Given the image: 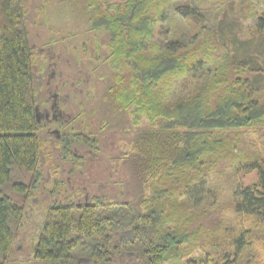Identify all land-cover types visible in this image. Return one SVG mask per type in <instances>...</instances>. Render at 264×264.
Segmentation results:
<instances>
[{"label": "trees", "instance_id": "1", "mask_svg": "<svg viewBox=\"0 0 264 264\" xmlns=\"http://www.w3.org/2000/svg\"><path fill=\"white\" fill-rule=\"evenodd\" d=\"M61 1L91 30L108 36L114 63L124 66L107 78L105 117L120 122L129 112L133 125L141 115L150 122L121 131L131 136L130 150L109 159V171L101 167L95 179L105 189L86 203L75 202L83 191L66 194L62 181L48 187L44 163L53 176L59 165L38 134L29 7L24 0H0V264H264V254L259 258L255 250L264 247V160L246 140L247 133L264 131V87L250 80L261 71L257 56L264 59V14L247 41L255 46L240 50L239 62L237 56L216 55L207 39L182 53L174 43L153 47L155 23L171 0ZM179 12L198 16L186 6ZM204 65L199 87L175 102L166 100L175 78ZM80 138L73 144L64 139L56 148L76 178L85 163L72 150ZM245 168L255 169L257 180L237 189L228 207L250 221L233 232L226 208L208 199V181ZM110 186L118 192L113 198ZM33 199L40 221L26 234ZM24 233L30 257L17 261Z\"/></svg>", "mask_w": 264, "mask_h": 264}, {"label": "rangeland", "instance_id": "2", "mask_svg": "<svg viewBox=\"0 0 264 264\" xmlns=\"http://www.w3.org/2000/svg\"><path fill=\"white\" fill-rule=\"evenodd\" d=\"M29 7L28 10V29L30 33V39L34 50L37 73L41 75L42 67H46L50 64L59 69L64 70V73L73 75L76 66L80 69H88V63L92 62L94 66H100L98 74H94L99 83L108 78L106 73L111 71H122L124 66L115 64V55L109 47L108 36L106 34L98 33L90 29L88 22L83 20L80 16L73 12L70 7L62 5L61 0H24ZM186 6L189 10L198 15L196 18L194 15H185L182 17L179 9ZM164 12L157 19L155 23V31L153 38L150 42L151 45L157 46L160 49L167 48L170 43L175 44V49L181 50V53L186 47L195 45L203 47L204 40L207 39L209 45L213 47L214 53L219 54L220 57L226 55L231 60L232 58L238 60L241 55V51L250 52L255 44L248 43L247 41L253 39L255 34V27L257 25L256 19L258 15L264 14V0H230L224 5L217 6L214 0H171L166 1V4L162 6ZM183 10H181L182 12ZM252 14V17L249 15ZM263 35V34H262ZM150 46V45H149ZM210 46V47H211ZM257 46V45H256ZM150 48V47H149ZM39 49H43L46 52L45 56H41ZM203 48H200L202 50ZM193 51H198L194 49ZM145 53L149 54V49L145 50ZM196 52H193V56ZM44 59V60H43ZM241 59L238 61L240 62ZM257 62L261 71H258L254 75L250 76V80L257 78L260 85L264 87V59L257 56ZM42 65V67H41ZM72 66V67H71ZM93 66V65H92ZM201 67V66H200ZM92 69V67H89ZM53 68L47 70V76L50 75ZM78 69V68H77ZM43 70V69H42ZM206 66L202 69L195 68L189 71L186 77L175 78L172 83L173 89L170 90L166 100L175 102L176 100L187 96L196 87H199L204 82L206 76ZM254 74V72H253ZM256 74V73H255ZM83 76V75H82ZM163 92H166L165 88H162ZM264 96V88L261 91ZM135 115L133 113L127 114V120L135 121ZM149 121L144 115L137 117L136 125L132 127H142ZM124 130V129H123ZM122 136V133H120ZM127 135V139H109L107 142V148L113 151L110 158H120L125 156L124 154L130 150L131 140L128 139L130 135ZM246 140L248 143H254L255 149L258 151L259 160H264V131L258 134H246ZM54 144V143H53ZM52 142L49 143L50 149L53 153L54 165H58V149L53 147ZM113 146V148H112ZM77 154H82L87 158V150L77 144L74 146ZM97 158V157H96ZM88 159V158H87ZM85 159V163L81 169V175L77 178L75 176H53L51 170L48 172L47 163H44V177L45 184L50 186V182L54 178H57L66 185L65 193H71L76 189L80 191H88L89 197L93 194H98L105 187L104 182H101L100 190L98 189L96 181L102 167V160L91 158L90 161ZM105 162H108L104 160ZM109 164V163H108ZM117 164V163H116ZM64 167L68 166L67 163L63 164ZM62 165V167H63ZM85 165V166H84ZM89 167L87 168V166ZM61 167V169H62ZM91 173V174H89ZM80 174V173H79ZM89 175V176H87ZM97 175V180L95 179ZM79 179V180H78ZM95 179V180H94ZM257 180V172L255 169L245 168L237 172H228L220 177H211L208 181L209 192L207 194L210 202L214 205L218 204L226 208L225 219L229 230L235 232L240 228L248 225L250 217L242 216L239 213L229 210V205L236 201L235 192L241 186L249 185ZM75 181V183L73 182ZM94 183L96 185H94ZM116 187L110 186L108 196L113 198L115 193H118ZM100 194V193H99ZM87 198L84 196L81 198V203H86ZM57 199L59 197L57 196ZM118 199V197H117ZM37 200L33 199L29 205V212L26 214V234L32 233L35 229L34 225H38L40 221L39 209L35 208ZM203 205H205L203 203ZM39 213V214H38ZM36 223V224H34ZM25 233L22 236V241L16 244L17 250L14 252V258L17 261L25 260L29 258L28 247L26 242ZM263 246H255V250L259 258H262L264 254Z\"/></svg>", "mask_w": 264, "mask_h": 264}, {"label": "flooded vegetation", "instance_id": "3", "mask_svg": "<svg viewBox=\"0 0 264 264\" xmlns=\"http://www.w3.org/2000/svg\"><path fill=\"white\" fill-rule=\"evenodd\" d=\"M39 53L41 56L46 55L43 49H39ZM87 65L89 70H87V67H85V70H82L80 69L81 67L76 66L73 75L66 74L64 70L52 65L51 68L53 69L48 76L47 70L48 68L51 69L50 64L46 65V67H42L41 65L43 69H41V72H43L40 76L38 73L36 81L37 103L35 115L39 128L38 134L42 139H46L48 143H54L53 146L56 148H59L57 144L64 141V139L73 144V141H76V137L81 136L78 144L84 147L85 151L87 150L88 159L84 156L82 157V154H77L76 149H74L75 147L72 146L73 153L77 156V159H80L82 162L85 159L90 161L91 158H98L102 160L104 171H109V169L105 168V164H108L109 159H113V157L110 158L113 151L106 149L107 141L109 139H115V141L117 139H127V135L122 134L120 136V133L123 129V132L132 131V121L130 123L127 120V115L124 118L121 115L120 122H110L109 120L111 119L105 117V103L109 88L108 81L105 79L102 83H99L100 80L95 78L94 74H98L97 71L100 70V66L95 67L92 62ZM90 66L92 69L89 68ZM110 74L111 72L106 73L108 77ZM112 123H117V126L120 125L121 130L113 126L110 127ZM128 139H131V136ZM91 141L97 142V146H92L91 148L85 144V142L90 143ZM57 158L59 169L54 176H59V174L60 176L64 175L67 176L66 180H68V176H70L68 173L69 169L64 167L65 165L63 164L65 163H61L62 152L58 151ZM55 182V184L58 183V181ZM73 182L75 183V181ZM65 187L66 185L63 183L64 190L66 189ZM98 189L100 190V186ZM83 196L85 198L89 197V190L85 191L84 189L83 195L75 199V202L81 203Z\"/></svg>", "mask_w": 264, "mask_h": 264}, {"label": "water", "instance_id": "4", "mask_svg": "<svg viewBox=\"0 0 264 264\" xmlns=\"http://www.w3.org/2000/svg\"><path fill=\"white\" fill-rule=\"evenodd\" d=\"M37 109V108H36Z\"/></svg>", "mask_w": 264, "mask_h": 264}]
</instances>
